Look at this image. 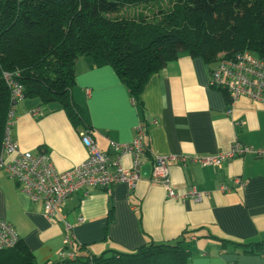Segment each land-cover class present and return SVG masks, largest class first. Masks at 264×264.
Returning a JSON list of instances; mask_svg holds the SVG:
<instances>
[{
  "label": "crops",
  "instance_id": "crops-1",
  "mask_svg": "<svg viewBox=\"0 0 264 264\" xmlns=\"http://www.w3.org/2000/svg\"><path fill=\"white\" fill-rule=\"evenodd\" d=\"M214 67L182 53L150 77L141 95L143 114L113 67H97L87 57L78 60L72 94L98 148L115 159L112 143L133 141L145 120L148 149L136 189L126 183L110 191L89 187L65 200L83 253L131 252L152 241L185 237L190 264H264V252H245L239 245L264 241V156L252 151L207 166L195 160L229 153L236 142L264 150V104L244 96L233 103L210 84ZM85 130L58 103L26 98L15 109L10 132L22 149L47 151L56 168L66 171L87 158ZM157 156L183 157L170 162L174 189L183 193L195 187L206 197H167L164 185L152 180ZM122 163L130 168L132 157L125 155ZM0 218L14 226L37 264L61 262L63 223L52 224L42 203L32 201L4 170Z\"/></svg>",
  "mask_w": 264,
  "mask_h": 264
},
{
  "label": "trees",
  "instance_id": "trees-1",
  "mask_svg": "<svg viewBox=\"0 0 264 264\" xmlns=\"http://www.w3.org/2000/svg\"><path fill=\"white\" fill-rule=\"evenodd\" d=\"M143 1L0 0V155L9 112L26 98L58 103L76 127L89 129L72 94L81 57L97 67H113L143 114L141 95L150 77L182 53L211 66L220 51L226 56L250 51L264 59V0H181L155 21L119 17L127 5ZM5 72L21 87L23 99L12 97ZM18 236L13 248L0 251V264H37ZM184 243L179 237L100 255L83 253L77 245L76 257L62 262L190 264ZM239 245L245 252H264V241Z\"/></svg>",
  "mask_w": 264,
  "mask_h": 264
},
{
  "label": "built area",
  "instance_id": "built-area-1",
  "mask_svg": "<svg viewBox=\"0 0 264 264\" xmlns=\"http://www.w3.org/2000/svg\"><path fill=\"white\" fill-rule=\"evenodd\" d=\"M5 76L12 88V97L23 99L21 87L11 80L9 73H5ZM210 84L228 93L233 103L244 96L264 104V59L250 51L222 57L211 71ZM14 115L15 109L9 112L0 155V170H4L14 179L32 201L42 203L43 214L52 224L63 223L64 248L60 251L59 257L61 260H73L77 255L75 251L77 241L73 224L64 210L65 200L81 189L89 187L110 191L114 185L126 183L130 188L136 189L141 179V165L148 152L144 143L145 125L142 122L138 125L133 141L122 145L112 143L117 152L115 159L98 148L92 130L83 131L81 140L87 148V158L66 171H59L47 151L24 150L13 139L10 129ZM252 151L264 156V150L236 142L229 153L213 157H195V160L205 166L221 165L228 159ZM125 155L132 157L130 168L124 167L122 163ZM176 159L184 160L183 157L175 156L155 157L152 180L162 183L167 191V197L171 199L192 198L195 201H202L207 193L200 192L195 187L183 193L174 189L170 176V162ZM235 183L240 185L241 180L236 178ZM222 189L226 191L230 188L223 186ZM18 240L19 236L13 225L0 218V251L13 248Z\"/></svg>",
  "mask_w": 264,
  "mask_h": 264
},
{
  "label": "rangeland",
  "instance_id": "rangeland-1",
  "mask_svg": "<svg viewBox=\"0 0 264 264\" xmlns=\"http://www.w3.org/2000/svg\"><path fill=\"white\" fill-rule=\"evenodd\" d=\"M181 4V0H144L138 4H130L128 8H125L123 14L119 17H137L138 19H144L146 21H155L161 16V13H168V11L178 7ZM126 6V7H127ZM138 15V16H137ZM140 16V17H139ZM157 20L156 22H158ZM217 60L226 56L224 51H220L217 54ZM213 66V65H212ZM7 73V72H5ZM58 264H66L59 261ZM76 264V263H70Z\"/></svg>",
  "mask_w": 264,
  "mask_h": 264
}]
</instances>
